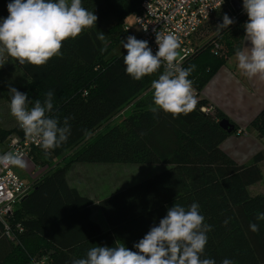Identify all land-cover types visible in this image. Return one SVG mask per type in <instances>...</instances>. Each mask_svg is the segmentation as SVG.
Masks as SVG:
<instances>
[{
    "label": "trees",
    "instance_id": "obj_1",
    "mask_svg": "<svg viewBox=\"0 0 264 264\" xmlns=\"http://www.w3.org/2000/svg\"><path fill=\"white\" fill-rule=\"evenodd\" d=\"M9 2L0 0V18L8 16ZM141 2L82 0V6L97 15L96 27L86 29L75 40L64 41L61 57L40 67L20 65L9 57L27 77L24 85L15 88L28 95L29 106L35 99L43 101L45 93L53 90L54 115L61 122L69 118L71 136L47 155L41 148L32 152L34 163L43 172L16 206L29 218L17 220L14 212L7 220L8 238L0 224V264H30L42 259L43 264H71L101 236L111 241V246L124 243L136 251L133 245L158 225L168 208L175 203L187 208L193 202L199 203L205 223L213 226L206 256L216 264L224 258L233 264H264V221H256L257 214L264 212V194L248 193V187L262 179L259 164L264 163V151L256 153L248 164L233 161L221 144L236 135L238 127L199 97L211 78L235 56V50L242 49L247 14L231 17L232 25L201 46L195 45V54L184 61L185 68L196 66L189 77L198 100L196 109L178 118L161 111L154 118L151 81L159 73L134 80L125 71L126 50L112 54L122 46V40L127 41L126 19ZM225 6L230 16L240 12ZM220 11L216 20H223L225 12ZM108 17L114 18L113 23L103 28L101 23ZM99 32L105 34L104 41L98 39ZM218 44L222 46L220 55L214 49ZM8 88L2 85L0 92L10 104ZM224 119L232 126L231 133L219 127ZM15 131L16 127L0 129V143ZM252 132L264 139V108L240 130L243 135ZM74 164L163 165L165 169L99 202L109 227V232L102 234L90 220L91 200L67 184L66 173ZM253 222L259 224L258 232L250 230Z\"/></svg>",
    "mask_w": 264,
    "mask_h": 264
},
{
    "label": "clouds",
    "instance_id": "obj_2",
    "mask_svg": "<svg viewBox=\"0 0 264 264\" xmlns=\"http://www.w3.org/2000/svg\"><path fill=\"white\" fill-rule=\"evenodd\" d=\"M242 3L248 17L243 25L248 46L235 50L236 67L248 78L264 80V0H242ZM7 10L8 16L0 18V66L9 57L20 65H46L52 58L62 56L64 41L75 40L86 29L96 27L98 20L94 12L82 6V0H10ZM233 23L224 14L216 32L220 34ZM98 39L104 41L105 34L99 32ZM155 42L158 50L153 53L146 40H138L133 35L126 42L122 40L127 52L123 56L126 74L139 81L159 73L151 81L150 111L154 118L161 111L173 118L188 115L198 104L193 81L189 79L196 66H182L178 51L181 42L175 34L157 32ZM8 92L10 114L26 139L37 144L46 155L68 141L71 124L68 117L61 122L54 115L53 90L45 93L43 101L35 99L31 107L26 93L11 85ZM0 165L25 168L26 161L22 152L9 151L0 154ZM229 219L224 221L225 225ZM256 221H264V212L257 214ZM257 222L250 223L252 232L259 231ZM212 229V225L205 223L199 203L193 202L187 208L175 203L158 225L154 224L133 245L136 251L124 243L111 247L96 245L83 257L74 258L71 264H216L215 259L205 255ZM221 264H233V261L224 258Z\"/></svg>",
    "mask_w": 264,
    "mask_h": 264
},
{
    "label": "built area",
    "instance_id": "obj_3",
    "mask_svg": "<svg viewBox=\"0 0 264 264\" xmlns=\"http://www.w3.org/2000/svg\"><path fill=\"white\" fill-rule=\"evenodd\" d=\"M232 1L234 0H142L136 12L131 15L138 34L134 35L127 24L124 25V31L127 37L133 35L138 40L148 41L153 53L158 50L155 42L157 32L175 34L181 42L178 51L183 65L186 59L195 54L194 37L198 31L226 4L234 9ZM15 127L16 131L0 143V154L20 151L24 158L31 160L32 152L40 147L25 138L17 122ZM237 134H241L240 131ZM32 182L33 180L26 184L13 170V166L0 165V224L4 227L7 238L10 236L7 220L13 216L15 206L30 192ZM43 263L42 259L30 264Z\"/></svg>",
    "mask_w": 264,
    "mask_h": 264
},
{
    "label": "crops",
    "instance_id": "obj_4",
    "mask_svg": "<svg viewBox=\"0 0 264 264\" xmlns=\"http://www.w3.org/2000/svg\"><path fill=\"white\" fill-rule=\"evenodd\" d=\"M247 46L248 42L244 36L242 49H246ZM199 97L206 99L212 106L221 110L238 127L239 131H243L256 114L264 108V80L242 75L236 67V60L229 62L228 59L226 66L222 67L204 86ZM13 127L12 125L4 130ZM221 149L237 164H248L256 153L264 151V139L252 135L236 134L228 137L221 144ZM262 164L264 163H260L259 166ZM158 166L152 176L165 169L163 165ZM108 168L95 164H74L66 173L68 186L75 189L79 195L91 200L90 220L98 225L102 234L108 233L109 227L100 211L99 202L129 187L114 186L107 193L96 196L93 192L96 190L94 184L87 181L86 175L91 173H95L96 176L102 175ZM92 241V247L96 245L111 247V241L104 236Z\"/></svg>",
    "mask_w": 264,
    "mask_h": 264
},
{
    "label": "rangeland",
    "instance_id": "obj_5",
    "mask_svg": "<svg viewBox=\"0 0 264 264\" xmlns=\"http://www.w3.org/2000/svg\"><path fill=\"white\" fill-rule=\"evenodd\" d=\"M240 7L243 4L242 1L239 2ZM220 12H225L230 18L234 16H240L245 14L243 9L240 8V12L238 14L233 13L230 16L229 10L226 6H224L223 9H221ZM114 18L108 17L105 21L101 23V26L103 28H107L113 23ZM248 17L244 21L247 22ZM214 22V24H213ZM223 20H216V14L213 16V18L210 20V24L208 26H203L198 33L194 37V44L196 46H201L204 44L205 41L211 39L216 32V26L217 24L222 23ZM126 24L132 28V32L134 35L138 34L137 29L133 26V20L131 19V15L126 19ZM216 49V53L220 55L222 53V46L218 44L217 47H214ZM123 50L122 46L117 47L114 49L112 54H119ZM235 60V57L232 59H229V62H232ZM228 65V64H227ZM27 82V77L24 74V72L19 69L17 66L13 64L11 59L8 58V61L3 65L0 66V86L2 85H12L14 87H20L24 85ZM120 114H118L119 116ZM16 126V121L10 114V108L9 104L5 101L3 95L0 92V129H6L9 126ZM252 136L255 134L252 132ZM26 161V167L25 168H18L13 166V170L16 172V174L24 180L26 184H29L32 180L36 179L41 175L43 172V169L39 166H37L33 159L24 158ZM84 165V164H81ZM95 165H102V167H109L108 170L103 173L102 175L98 174L97 176L95 173H91L86 175L87 181H90V183L94 184V187L96 190L93 192L96 196L99 194L102 195L104 193H107L110 191L114 186H131L136 184L137 182H140L142 180H145L146 178H149L156 172V169H158V165H144V164H95ZM262 174V179L260 182L250 186L248 188V193L251 196L255 195H262L264 194V164L259 166ZM105 198V197H104ZM17 206V205H16ZM15 206V219L22 220L26 218L27 216L23 214L18 208Z\"/></svg>",
    "mask_w": 264,
    "mask_h": 264
},
{
    "label": "water",
    "instance_id": "obj_6",
    "mask_svg": "<svg viewBox=\"0 0 264 264\" xmlns=\"http://www.w3.org/2000/svg\"><path fill=\"white\" fill-rule=\"evenodd\" d=\"M232 5H233L235 10H239L240 9V5L238 4V2L236 0L232 1ZM219 127L221 129H223L224 131H226L227 133H231L232 132V126L225 119L220 121Z\"/></svg>",
    "mask_w": 264,
    "mask_h": 264
}]
</instances>
